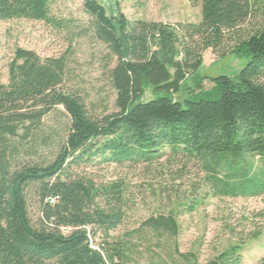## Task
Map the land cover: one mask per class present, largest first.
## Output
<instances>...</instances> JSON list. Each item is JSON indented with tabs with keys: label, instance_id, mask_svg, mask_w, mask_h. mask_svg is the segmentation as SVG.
Instances as JSON below:
<instances>
[{
	"label": "trees",
	"instance_id": "trees-1",
	"mask_svg": "<svg viewBox=\"0 0 264 264\" xmlns=\"http://www.w3.org/2000/svg\"><path fill=\"white\" fill-rule=\"evenodd\" d=\"M201 1L199 23L171 24L132 21L85 0L87 35L107 53L112 112L98 114L85 92L69 85V55L15 51L9 84H0V264H139L145 257L148 264H199L178 246V216L195 211L194 202L116 236L136 206L130 184L74 174L81 168L160 167L167 157L199 166L216 194H264V0ZM51 3L0 0V20L68 29L51 16ZM207 51L249 61L236 78L210 79L214 90L205 92L207 78L198 73ZM190 78L199 101L141 102L147 86L175 96ZM257 158L263 168L253 174ZM242 248L231 246L208 264H244Z\"/></svg>",
	"mask_w": 264,
	"mask_h": 264
},
{
	"label": "rangeland",
	"instance_id": "rangeland-1",
	"mask_svg": "<svg viewBox=\"0 0 264 264\" xmlns=\"http://www.w3.org/2000/svg\"><path fill=\"white\" fill-rule=\"evenodd\" d=\"M108 11H121L132 21L145 20L164 23H199L202 20L201 0H96ZM85 0H52L51 16L68 22V29L36 20H0V84H9L10 64L18 48L35 51L42 59L69 55V85L85 92L98 114L115 110L116 92L105 74V47L87 35L90 16L84 8ZM247 57L229 55L219 59L212 51L204 54V65L198 78L205 92H212L210 79L227 75L236 78L248 63ZM195 79L190 78L175 96L155 93L150 86L141 102L148 103L164 96L174 97L183 106L187 101H199L195 93ZM163 166L135 169L107 165L81 168V174L98 183L125 179L136 198V206L116 236L138 227L145 220L171 211L185 212L183 206L196 204L192 213L178 216L181 233L178 246L182 253H195L199 264H208L231 246L242 244L244 264H257L264 255V194L256 197H229L216 194L207 183L206 173L195 163L171 161L165 157ZM253 174L263 168L257 158ZM30 215L36 223L40 208L36 198L30 201ZM260 232L258 238L253 234ZM251 238V239H249ZM97 243L99 241L97 240ZM139 264H148L145 257Z\"/></svg>",
	"mask_w": 264,
	"mask_h": 264
}]
</instances>
